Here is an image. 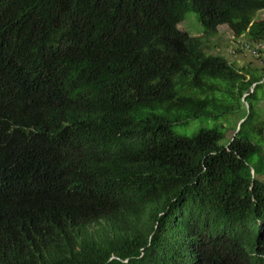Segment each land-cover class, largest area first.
<instances>
[{
	"label": "trees",
	"instance_id": "16d2710c",
	"mask_svg": "<svg viewBox=\"0 0 264 264\" xmlns=\"http://www.w3.org/2000/svg\"><path fill=\"white\" fill-rule=\"evenodd\" d=\"M262 9L0 0V264H264V68L178 28L263 42Z\"/></svg>",
	"mask_w": 264,
	"mask_h": 264
},
{
	"label": "rangeland",
	"instance_id": "374dc122",
	"mask_svg": "<svg viewBox=\"0 0 264 264\" xmlns=\"http://www.w3.org/2000/svg\"><path fill=\"white\" fill-rule=\"evenodd\" d=\"M264 16V9L256 13V17ZM178 28L193 36H202L206 43V52L223 55L230 63H234L238 69L264 68V41L252 42L246 34L238 37L227 25L218 27L215 35H205L204 28L200 24L197 14L192 11L185 13L184 19L178 24ZM245 74V73H244ZM247 76V74H245ZM264 114V102L260 104ZM236 113L225 115L219 119L198 117L190 119L182 124L173 126L174 132L183 136H192L201 128L219 127L224 137L219 141L220 145L226 146L234 134L231 125L236 120Z\"/></svg>",
	"mask_w": 264,
	"mask_h": 264
},
{
	"label": "water",
	"instance_id": "95a60500",
	"mask_svg": "<svg viewBox=\"0 0 264 264\" xmlns=\"http://www.w3.org/2000/svg\"><path fill=\"white\" fill-rule=\"evenodd\" d=\"M246 94H244V96H245ZM247 105V104H246ZM247 108H248V105H247ZM248 112H249V110H247V113L246 114H248ZM246 117V116H245ZM245 117L243 118V119H241L239 122H238V125H237V128H236V130H235V133L239 130V128H240V124L244 121V119H245ZM234 133V134H235Z\"/></svg>",
	"mask_w": 264,
	"mask_h": 264
}]
</instances>
